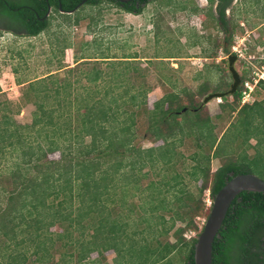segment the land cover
Wrapping results in <instances>:
<instances>
[{
  "label": "rangeland",
  "instance_id": "374dc122",
  "mask_svg": "<svg viewBox=\"0 0 264 264\" xmlns=\"http://www.w3.org/2000/svg\"><path fill=\"white\" fill-rule=\"evenodd\" d=\"M213 10L214 6L210 10L208 0H150L140 14H133L103 0L94 5H82L71 14L52 9L48 27L36 36H26L24 33L16 35L1 28L0 107L9 105L10 114L17 123H30L32 112L36 107L33 103L35 97L32 93L25 96L24 92L31 81L52 74V78H46L44 80L46 83L36 88L47 85L46 88L50 89L56 85L51 83L53 79L58 83L68 79L72 92L69 101L74 105L82 98L88 103L95 99H102L104 102L116 101L112 105H117L118 112L111 123L104 124L107 130L105 135L108 131L109 134L111 132L120 137L132 135L131 144L135 148L145 149L163 144L162 140H156L153 135L155 120L160 116L159 111H154L155 104L163 96L175 94L174 107L188 105L190 108L191 102L200 104L198 114L201 118L210 119L214 126L213 135L220 137L230 122H233L221 145L224 154L216 158L212 155L213 150H209L204 141L197 140L195 129H188L189 123L185 118L193 117L185 116L186 111H180L174 122L179 121L178 126L183 130L181 132L187 135H183L180 144L175 141L176 154L182 155L177 160L180 162L176 164L175 170L189 169L195 163L193 156L198 157V155H209L211 171L229 160L234 162L250 160L259 152V156L264 157V118L256 116L253 121V119L249 120L252 118L251 115L238 117L229 107H220L223 102L220 98L203 102V98L210 93L228 90L233 81L228 70L229 53L223 49L224 45L225 47L230 45V49L232 45L238 50L246 48L244 57L237 58L234 62V68L240 79L242 75L248 76L252 72H256L258 76L264 75V0H232L230 7L226 9L228 27L233 30V36L228 43L224 42L226 33L221 29V25L209 19V16L206 17ZM94 70L102 72L101 79L97 83L90 82L82 74V72L91 74ZM144 88L147 89L145 103L141 102L140 95L131 102L130 96L138 95ZM125 89L128 90L127 93L123 92ZM52 92L51 90V95ZM249 98L250 104L260 102L264 112L263 86L256 87ZM230 101L232 97L228 98V102ZM47 102L56 106L52 98H48ZM241 104L240 101L239 105ZM62 114L70 115L73 124H78L74 109L70 113L63 111ZM247 121L252 122L248 126L243 125ZM126 125H129V128L121 131ZM161 127L160 131L167 134L166 123ZM248 129L249 134L252 135L246 143L243 142L242 135ZM85 141L89 142L90 137L87 136ZM105 143L107 144L106 139L103 144ZM117 149L121 151L123 147ZM106 150L109 151L110 148ZM72 152L75 154V151ZM50 157L58 160L59 154H50ZM116 158L119 159L120 156H113L114 160ZM136 158L137 152L134 151L123 160L126 163ZM10 164V159L0 158V168L5 169L1 181L8 188H11L12 182L5 172ZM108 164L105 163L102 167ZM129 168L126 166V171H131ZM250 171L264 179L263 161L255 164ZM133 172L136 174V171L130 173ZM141 172L146 174L142 175V179L136 184L128 185V193L123 194L116 189L115 194L102 196L108 198L106 206L112 210L111 218L129 222L127 233L145 226L144 223L139 226L133 225L141 214L138 205L142 201L149 200L147 194L150 190L146 188L148 183H157L161 178L155 170L149 168L148 163L140 174ZM184 180L189 183L190 177L186 176ZM200 183L201 180L197 185ZM188 185L193 194H196L193 183ZM162 190L164 191L165 188ZM208 192L209 190L206 189L201 197L205 207L194 217L195 227L183 232L185 241L197 237L209 214L207 208L210 205H207V200L211 201V198ZM159 197L171 200L172 194L162 192ZM63 198L61 194L59 198L51 200L56 204ZM120 198H124L123 205ZM66 200L65 211L74 210L78 204L77 198L67 197ZM190 203L195 205L191 201ZM128 207L132 211H129ZM164 215L167 220L171 216L167 212ZM72 216L75 217V213H72ZM92 216L96 218L97 214L92 213ZM152 217L150 221L155 223L157 218L155 215ZM95 218L91 219L90 216L84 218L80 223L82 226L75 223L71 225L66 220L55 222L47 229L39 230L42 233L41 237L46 236L51 241L48 244L50 259H44L41 264H184L188 246L178 240L177 248L172 251L168 259L159 262H152L154 256L148 250H143L145 248H141L139 242L131 243L129 255H118L114 251L117 247L113 243L106 242L105 248L108 249L93 251L79 261L78 240L87 241L91 237ZM185 225V221H176L174 229L179 226L184 228ZM174 229L168 235H159V240L162 243L165 241L176 243ZM63 232L66 234L68 232L71 237L58 235ZM22 235L23 238H28L25 233H20L18 238ZM149 235L147 232H142L134 234L133 237L144 242L142 238L148 240ZM3 240L7 241L0 236V244ZM33 244L26 240L24 247H20L21 250H27L28 258L24 264H39L31 254ZM149 244L152 246L153 243L149 242ZM5 262L6 259L3 260L4 264Z\"/></svg>",
  "mask_w": 264,
  "mask_h": 264
},
{
  "label": "trees",
  "instance_id": "16d2710c",
  "mask_svg": "<svg viewBox=\"0 0 264 264\" xmlns=\"http://www.w3.org/2000/svg\"><path fill=\"white\" fill-rule=\"evenodd\" d=\"M81 1L0 0V29L16 35L24 33L26 36H36L48 27L50 15V13L46 15L48 7H51V10L71 14L68 12ZM100 1L103 0H86L79 7L85 4L94 5ZM106 1L122 7L119 0ZM134 1H137V6L132 2L124 5L122 9L129 13L140 14L143 7L150 2V0ZM208 2L210 10L213 6L214 10L210 11L206 17L209 16V19L221 25V29L226 33L224 42L228 43L233 36V30L228 27L226 9L230 7L232 0H208ZM194 10L196 11V8ZM229 46L223 47L227 53L230 51ZM82 74L90 82L97 83L101 79L102 72L94 70L91 74L85 72ZM253 77V72L248 76L242 75L241 84L237 90L232 95L220 98L223 101L220 107H229L230 111L236 112L238 117L251 115L252 118L249 120L254 121L256 116L264 118L260 102L251 104L246 102L239 105L244 81H252ZM46 78H52V74L31 81L24 92L25 96L32 93L35 97L33 103L36 107L32 112L30 123H17L10 114L9 105L0 107V158L11 160L5 173L12 182L11 188L2 183L1 177L5 169L0 168V197H2L0 199V236L7 240H3L0 244V264H4V259H6L5 264H24L28 258L27 250H21L20 247H24L26 240L34 243L31 254L35 256L36 262L41 264L44 259L49 260L48 244L51 241L46 236L41 237L42 233L39 230L47 229L55 222L66 220L71 225L75 223L82 226L80 223L84 218L88 216L91 219L95 218L92 213H96L97 216L92 224L91 237L87 241L78 240L79 261L93 251L108 249L105 248L106 242L113 243L117 247L114 251L118 255H129L131 243L139 242L141 248H145L143 250H148L154 256L152 262H159L168 259L172 251L177 248L178 240L188 246L184 264H194L196 238L185 241L182 235L186 229L195 227L193 219L205 207L201 200L204 191L209 190L212 200L214 194L227 180L236 174L251 172L255 164L260 161L264 163V157L259 156V152L250 160L243 159L236 162L229 160L211 171L209 155H198V157L193 156L195 163L189 169L175 170L176 164L180 162L177 161L178 158L182 157L176 154L175 141L180 144L183 135H187L181 132L183 130L178 126L179 121L174 122L180 111H186L185 116L193 117L185 118L189 123L188 129H195L197 140L204 141L207 148L213 150L212 155L216 158L224 154V151H221V145L233 122H230L220 137L213 135L214 126L210 119L201 118L198 114L200 104L191 102L190 108L188 105L174 107L175 94H168L158 100L154 110L159 111L160 116L155 120L153 135L156 140H162L163 144L138 149L131 144L132 135L120 137L111 132L109 134V131L105 135L107 130L104 124L111 123L118 112L117 105H112L116 101L104 102L102 99H95L88 103L82 98L74 105L69 101L72 92L68 79L60 83L53 79L51 83L56 85L50 89L46 88L47 85L36 88L46 83L44 82ZM258 86L264 87V80H259L256 87ZM127 91V89L123 90L124 93ZM146 94L147 89L144 88L138 95L130 96L131 102L140 95L141 102L145 103ZM229 97H232L230 102H228ZM48 98L55 100V107L47 102ZM165 105L169 106L165 107ZM72 109L77 113V125L73 124L70 115L62 114L63 111L70 113ZM251 122L247 121L243 125L248 126ZM165 123L167 134L160 131L161 125ZM176 123L177 127H175ZM128 128L129 125H126L121 128V131H126ZM239 134L242 135L240 132ZM251 135L248 129L242 135L243 142L247 143ZM87 136L90 137L89 142L85 141ZM105 139L107 144H103ZM118 147H123V150L119 151ZM108 148H110L109 151L106 150ZM72 150L75 154L71 153ZM134 151L137 152V158L129 160L126 164L123 158L129 157ZM55 153L59 154L58 160L50 157V154ZM113 156H120V158L114 160ZM13 158L16 159L12 160ZM105 163L109 164L103 168ZM147 163L149 168L155 170L161 178L157 183H148L146 188L150 190L147 194L149 200L142 201L138 205L141 214L133 225L139 226L144 223L145 226L138 230L132 229L130 233H127L129 222L111 218L112 210L106 206L108 198H102V196L115 194L116 189L123 194L128 193V185L136 184L139 179H142V175L146 174V172L140 174V171ZM126 166H129L131 171H136V174L126 171ZM186 176L190 177L189 183H193L196 187V194L190 190L189 183L185 182ZM199 180L201 183L197 185ZM117 183L121 184L117 185ZM162 188L165 190L163 191ZM162 192L172 194V199L165 200L159 197ZM61 194L64 198L54 204L52 200L59 198ZM67 197L77 198L78 204L74 210L69 209L66 212L64 204L67 202ZM190 201L195 205H191ZM120 202L123 205L124 198H120ZM70 203L72 206V202ZM207 209L210 211V207ZM128 210L132 211L130 207ZM166 212L171 215L168 220L164 215ZM72 213H75V217ZM153 215L157 218L155 223L150 221ZM176 221H185L186 225L184 228L179 226L174 229ZM172 229H174L173 235L177 238L176 243L169 241L162 243L159 235H168ZM142 232L150 234L148 240L144 237L142 242L141 239L136 240L133 237L134 234ZM20 233H25L28 238H23V235L18 238ZM58 235L71 237L68 232ZM149 242L153 243L152 246ZM232 261L234 264H264V192L247 190L240 192L231 202L218 234L214 238L212 264H232Z\"/></svg>",
  "mask_w": 264,
  "mask_h": 264
},
{
  "label": "water",
  "instance_id": "95a60500",
  "mask_svg": "<svg viewBox=\"0 0 264 264\" xmlns=\"http://www.w3.org/2000/svg\"><path fill=\"white\" fill-rule=\"evenodd\" d=\"M85 1L86 0H82L73 10L69 11L68 13H73V11ZM119 1L126 2L128 0ZM50 11L51 7H48L46 15H48ZM236 59L237 56L235 54H229L227 56L228 70L233 80L230 84V88L226 91H218L206 95L203 98L204 103H207L213 98H222L227 95H232L237 90L241 79L238 72L234 68V62ZM184 110L185 108L183 111ZM244 190L264 192V179L250 172L239 173L227 180L226 183L214 194L209 214L194 243V264H212V243L214 238L218 234L231 202L240 192Z\"/></svg>",
  "mask_w": 264,
  "mask_h": 264
},
{
  "label": "built area",
  "instance_id": "2783aa9c",
  "mask_svg": "<svg viewBox=\"0 0 264 264\" xmlns=\"http://www.w3.org/2000/svg\"><path fill=\"white\" fill-rule=\"evenodd\" d=\"M245 53H246V48H244L243 50L242 49L238 50V48L234 45L231 46V49L229 51V54H235L237 58L244 57ZM253 74H254V77L252 81H249V80L244 81V89L241 95V103L248 102L249 101L248 99H250L249 97L252 96L254 88L259 82V80H264V75L258 76L256 72H253ZM208 195H209V192H208ZM211 203H212V200L210 201L208 199L207 205L211 206Z\"/></svg>",
  "mask_w": 264,
  "mask_h": 264
},
{
  "label": "flooded vegetation",
  "instance_id": "af4514ba",
  "mask_svg": "<svg viewBox=\"0 0 264 264\" xmlns=\"http://www.w3.org/2000/svg\"><path fill=\"white\" fill-rule=\"evenodd\" d=\"M132 2H134L135 6L138 5L137 1H134V0H128L126 2H120V3H121V6L123 7L124 5L131 4ZM232 264H234L233 261H232Z\"/></svg>",
  "mask_w": 264,
  "mask_h": 264
}]
</instances>
